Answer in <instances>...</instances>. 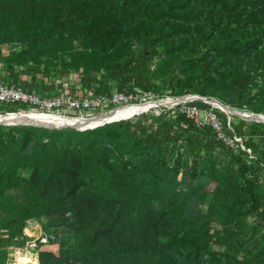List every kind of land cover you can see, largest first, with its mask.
Returning a JSON list of instances; mask_svg holds the SVG:
<instances>
[{"label":"trees","instance_id":"1","mask_svg":"<svg viewBox=\"0 0 264 264\" xmlns=\"http://www.w3.org/2000/svg\"><path fill=\"white\" fill-rule=\"evenodd\" d=\"M11 42L23 49L5 57L8 68L37 63L19 70L34 72L27 83L0 79L28 93L55 95L59 79L43 76L80 70L88 98L169 90L264 116V0H0V46ZM75 42L83 52L59 69L37 65ZM145 117L85 131L0 126V264L8 246L24 245L29 221L71 233L61 246L39 245L40 264H264V124L233 116L224 132L244 147L234 151L184 114L175 128ZM210 182L218 202L203 211Z\"/></svg>","mask_w":264,"mask_h":264},{"label":"rangeland","instance_id":"2","mask_svg":"<svg viewBox=\"0 0 264 264\" xmlns=\"http://www.w3.org/2000/svg\"><path fill=\"white\" fill-rule=\"evenodd\" d=\"M23 49V45L19 42H11V43H7V44H3L0 46V62H2L3 64L6 65L7 70L8 71H4L2 70V67L0 65V68L2 70V72H0V74H4L6 75L7 73L10 75V77L17 75L18 79L17 82L19 83H27L28 80L31 78V74H25V73H21L19 70L20 69H27L28 67H33L34 64H36L37 62H35L33 59H27L26 61H24L25 63H23L24 65L20 64H16L15 62L11 61L10 65L11 67L8 68V64L5 61V57H7L9 54H18L21 50ZM64 53H61L59 55H57V57L55 59H49L46 60L43 57H41L39 59V63L37 64L39 66L40 69H45L46 67H48L49 70H57L60 67V62L64 61V62H68V60L71 58L70 55L72 54L74 57H78L79 54L81 52H83V46L80 42H75L73 44V48L72 49H68L63 51ZM158 61V58H155L152 65L150 66L151 68L153 67V65L156 64V62ZM34 62V63H32ZM62 73V74H61ZM63 71H54V73L49 76V77H44L43 76V82H46L47 85H53L54 81L56 79L57 83H61V86H63V90H66V92L68 94H70L71 96L75 97V99L80 98V100H83L84 98H87L86 96H88V90L84 91V89L82 87H80L79 82H80V73L81 71L79 70L77 74H75L74 72H69L67 73L68 75L65 76L63 75ZM57 76V78H55ZM92 77L94 76L95 79L97 81H102V74L101 73H96V74H92ZM40 77V76H38ZM260 80L259 78H256L254 83L257 84L259 83ZM153 84H155L156 86H158L160 83L159 81H153ZM55 84V83H54ZM129 85H132V83H130ZM166 88V87H165ZM256 87H253L252 91H251V95L256 93ZM110 90V91H109ZM109 95L108 96H113V92L111 90V88H109ZM134 90L137 91V95L136 96H129V98H133V99H137V100H132L130 103H139L142 102L144 104H135V105H147V107L145 108V110L137 115H134V117L132 116V118L130 117V119H123L120 121H116L117 122H128L129 120H133V122H137L139 121L138 118L139 116L143 115L146 116L145 118H147L146 122L147 124H150L151 121L160 118L157 122H154V124H162L163 126H168V127H174L175 126H179L180 124V115L183 113L182 110L185 106V104H183L184 102L179 101L178 99H184L185 96L182 97H175L172 95V93H170L169 90H165L162 93H158V92H149V93H142L140 92V90L138 88H134ZM121 93V92H118ZM160 94V95H159ZM173 96V97H172ZM203 98V97H200ZM204 99V98H203ZM187 101H193L192 103H194L195 101H197V99H188ZM216 102V101H214ZM218 103V102H216ZM121 104H109L108 107H104L102 109H97L95 112L92 110H85V111H66L65 113L69 116V118H71V116L73 118H91L94 116H99L101 114H103L102 112L108 113L114 110V108L116 109V107H120ZM212 107H215L214 109H212L213 111H218V107H223L225 109L224 106L222 105H218V104H211ZM218 106V107H217ZM217 109V110H216ZM228 109V108H227ZM231 109V108H229ZM110 110V111H109ZM234 110V109H232ZM108 111V112H107ZM220 112V111H218ZM230 115L228 117L225 118V124L222 122V131H224V127H228L232 124L233 121L237 122V120L234 118H232L234 115L232 114H228ZM238 116H236L237 118ZM72 118V119H73ZM138 118V119H137ZM240 117H238L239 119ZM247 121V120H246ZM192 122V121H191ZM252 122V121H249ZM114 123V122H113ZM261 123V122H260ZM111 124V123H110ZM153 124V126H154ZM264 124V123H262ZM192 125L195 129H200L201 127H197L193 122ZM3 127H10L9 125H0ZM12 126H17V125H12ZM19 126V125H18ZM249 126V125H247ZM138 127V126H137ZM183 128H185L184 125H182ZM193 128V129H194ZM203 128H209L213 135H214V139L217 141L222 142L224 145H226V142H223L222 140H219L217 137V132L212 129L210 126H206ZM130 132V129L126 131V133ZM137 132H139L140 134H142L141 129L138 127ZM191 134L193 136H195L197 133L192 131ZM198 135V134H197ZM225 136V135H224ZM199 137V136H198ZM227 139H229V137L225 136ZM200 138V137H199ZM234 137H230V139H233ZM238 139V137H235ZM209 141V138L207 137H202V140L198 141L199 143H207ZM240 142V141H239ZM242 144V142H240ZM233 144H237V142L234 141ZM227 147H229L228 145H226ZM216 147H213V149H215ZM230 148V147H229ZM241 150L240 145L237 147ZM231 149V148H230ZM238 150V149H237ZM214 155L218 156V152L214 151ZM249 156V159H251L250 155L252 154L251 149H247L245 151ZM195 157V159L199 160L201 158H204V154L203 151H197L195 150V155H193ZM221 156H219L220 158ZM190 158L187 160L189 161ZM215 160V169L214 170H221L224 168H221L222 166H224L226 164V161L223 160H218L217 158H214ZM205 161V160H204ZM208 161V160H207ZM199 163V162H198ZM179 168H181V170L179 171L177 178H176V182H175V191L179 192L184 186L185 183L182 179H183V175L182 174V170L183 167L180 166ZM21 175H23V177H27L25 172H20ZM216 183L215 182H210L207 185V195L203 201V203L200 205V208L203 211H206V209L208 208V206L210 204H216L218 202V197L215 196V192L217 194H219V192L216 191ZM47 221V219H46ZM249 222H250V217H249ZM38 223V222H37ZM35 223H30L29 225L25 224L24 230L22 232V238H25L24 241V245H17V246H12L15 248V250H13L10 253V256H13V263L14 264H40L39 260L37 259V251L39 250V245H47L49 244V240H55L51 243L56 244V246H61L62 242H65L67 240H69V238H71V233L70 230H68L67 228H61V227H54V226H50L48 227V231H44L43 229H41V223L37 224ZM48 223V221L46 222ZM2 234V239L6 237L5 231L0 232ZM10 233H7V236H9ZM10 237V236H9ZM43 238L46 239V243H39V241H41ZM21 239V236H19V240ZM17 239L14 237V241H16ZM30 241H34L35 245L34 247L31 248V242ZM9 247V246H8ZM30 253H32L33 258L32 261L30 262L29 258H27V255ZM23 258H27L24 262H23ZM9 260V256L7 254V259L5 262H7Z\"/></svg>","mask_w":264,"mask_h":264},{"label":"built area","instance_id":"3","mask_svg":"<svg viewBox=\"0 0 264 264\" xmlns=\"http://www.w3.org/2000/svg\"><path fill=\"white\" fill-rule=\"evenodd\" d=\"M134 92H135L134 94L132 93L124 94L114 91L112 93L113 96L112 95L99 96L93 98L87 97L84 98L83 100H80V98L75 99V97L68 94L66 90L64 91L60 90L57 92V94L52 96H46V95L40 96L35 93H28L18 85L6 83L0 79V116L20 115V114L21 115L56 114L61 117L69 118V116L65 113L66 111L92 110L95 112L97 109L108 107L109 104H114V105L121 104V106L116 107V109L125 108L128 107L129 105L144 104L142 102L130 103L132 100H137V99L129 98V96H136L138 94L136 90H134ZM179 101L183 102V100H179ZM183 104H185V106L182 110L183 112L182 114H184L185 117L188 120L192 121L197 127L203 128L206 126H210L212 129H214L217 132L218 139L222 140L223 142H226L227 143L226 145H228L231 149L236 151L237 147L240 145L241 150L244 151V147L239 142L240 141L239 139L235 137L233 139H230V136H227L225 132L222 131V121L218 117L216 112L212 110L214 109L213 107L209 106L207 108H203V107L199 108L196 105H192V102L190 101L184 102ZM71 118L73 117L71 116ZM224 135L229 137V139H227ZM234 141L237 142V144H233ZM30 223H35V222L29 221L27 225H29ZM30 242H31V248L34 247L35 242L34 241H30ZM46 242L47 241L45 238L39 241V243H46ZM12 246L7 247V254L9 256V260L5 264H14L12 262L13 256H10V253L13 250H15V248ZM27 258H29L31 262L33 258L32 253L29 252ZM27 258H23V262Z\"/></svg>","mask_w":264,"mask_h":264},{"label":"bare ground","instance_id":"4","mask_svg":"<svg viewBox=\"0 0 264 264\" xmlns=\"http://www.w3.org/2000/svg\"><path fill=\"white\" fill-rule=\"evenodd\" d=\"M211 106V105H210ZM147 105H129L125 108L114 109L111 112L103 113L99 116L89 117V118H65L58 116L56 114H39V115H7L0 116L1 125H43L51 128H67L76 127L78 129H85L88 127H95L105 125L117 120H123L137 115L145 110ZM218 107V106H217ZM215 108V107H213ZM219 111H224L225 113L232 114L234 116L240 117L238 114H233L229 112L228 109L223 107H218ZM257 120L258 118L255 117ZM251 121V120H247ZM259 122L264 123V121L259 120Z\"/></svg>","mask_w":264,"mask_h":264},{"label":"water","instance_id":"5","mask_svg":"<svg viewBox=\"0 0 264 264\" xmlns=\"http://www.w3.org/2000/svg\"><path fill=\"white\" fill-rule=\"evenodd\" d=\"M191 98H193V99H197V101H199V102H202V103H204V104H207V105H211V104H218V105H221L220 103H216V102H214V100H208V99H206V98H200L199 96H196V95H193V96H189V97H187L186 99H184V100H188V99H191ZM223 106V105H222ZM212 107V106H211ZM225 107V109H227L228 107H226V106H224ZM228 110H229V112H231V113H233V114H238L239 116H240V119H242V120H244V121H246V120H251L252 122H257V123H260L259 122V120H262V121H264V116L263 115H260V114H258V115H255V114H250V113H245V112H240V111H237V110H232V109H229L228 108ZM221 112H223L226 116H230V115H227L224 111H221ZM255 117L256 118H258L257 120L255 119ZM117 121H120V120H117ZM28 126H36V127H45V128H50V129H54V128H51V127H48V126H43V125H28ZM97 127H99V126H95V127H88V128H85V129H78V128H76V127H67V128H72V129H75V130H78V131H85V130H92V129H95V128H97ZM56 129V128H55ZM59 129H63V128H59Z\"/></svg>","mask_w":264,"mask_h":264},{"label":"clouds","instance_id":"6","mask_svg":"<svg viewBox=\"0 0 264 264\" xmlns=\"http://www.w3.org/2000/svg\"><path fill=\"white\" fill-rule=\"evenodd\" d=\"M189 96H193V95H187V96H185V98L184 99H186L187 97H189ZM184 99H178V100H183V102H187V100H184ZM209 100V99H208ZM215 101V100H214ZM190 102H193V101H190ZM217 102V101H216ZM219 103V102H218ZM204 104V103H203ZM205 105H207V104H205ZM222 105V104H221ZM207 106H209V105H207ZM217 110V109H216ZM219 111V110H218ZM134 117V116H133ZM132 118V117H131ZM128 119H130V118H128ZM114 122H116V121H114ZM111 123H113V122H111ZM108 124H110V123H108ZM101 126H103V125H101ZM100 127V126H99Z\"/></svg>","mask_w":264,"mask_h":264}]
</instances>
